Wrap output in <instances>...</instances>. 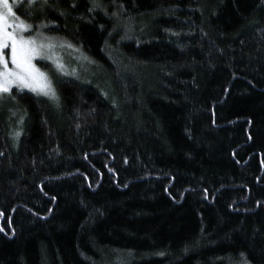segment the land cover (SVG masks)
Returning a JSON list of instances; mask_svg holds the SVG:
<instances>
[{
  "label": "trees",
  "instance_id": "16d2710c",
  "mask_svg": "<svg viewBox=\"0 0 264 264\" xmlns=\"http://www.w3.org/2000/svg\"><path fill=\"white\" fill-rule=\"evenodd\" d=\"M99 3L143 30L121 40L91 0L14 8L105 84L0 107V264H264V0Z\"/></svg>",
  "mask_w": 264,
  "mask_h": 264
},
{
  "label": "snow or ice",
  "instance_id": "6c2138e0",
  "mask_svg": "<svg viewBox=\"0 0 264 264\" xmlns=\"http://www.w3.org/2000/svg\"><path fill=\"white\" fill-rule=\"evenodd\" d=\"M27 3L29 9L34 6L39 5L40 11L43 12L45 8L49 5V0H24ZM92 6L88 9L89 12L95 11L97 8H101L105 15H110L119 21L120 12L113 11L110 14L106 9L102 7L99 0H91ZM20 4V0H0V102H2L5 97L15 99L12 95L13 87L21 93L27 89L29 92L36 94L37 96H45L51 100L57 102L59 101V96L54 87L52 78L50 74L43 71L37 66L34 61L39 58L42 61H51L52 66L55 68L59 75H73L77 76V69L72 68L71 71L68 70L66 64L63 63L62 58H59L56 48H68L74 52L79 53L78 59H83L88 63H95L90 57H88L82 50V47L73 44L66 38H60L59 41H55L54 38L46 36L41 29L48 27L44 21L35 28L34 34L25 35L26 32L33 30V24L28 22V20L22 18L18 15L14 8ZM119 8L123 9V4L119 5ZM31 11L25 13V16H31ZM63 15V13H61ZM49 23H55L50 21ZM103 29V25L100 26ZM130 29L125 30V34L121 36V40L129 39L127 32ZM115 31V27L113 29ZM166 31H171L166 29ZM111 35V33H109ZM119 43V41H117ZM105 47L111 48L112 46L105 40ZM5 49H10L8 55L5 54ZM11 64V67L9 66ZM47 67V65H46ZM62 82V81H61ZM107 96V93H104ZM15 115V113H13ZM20 122H23V117L20 118ZM251 121H249V124ZM79 127V125H77ZM21 135L20 131H15L12 133L14 139H18ZM58 151V150H57ZM2 155V153H0ZM87 158V154H85ZM127 162V158H125ZM91 186V185H89ZM126 186V185H125ZM167 191V189H165ZM205 191V198L208 197L207 189ZM44 195H48L47 192ZM52 201L56 200L55 196L51 197ZM231 207V206H230ZM31 211V209H29ZM52 209H48L51 212ZM3 213L0 212V216ZM37 215H39L37 213ZM9 226H11V220L8 221ZM0 233L5 236L9 235L5 232L4 227L0 226ZM15 234L14 229L12 230V235ZM187 251V248L185 249ZM131 255V253H129ZM163 255V253H160ZM244 256V253H240ZM247 264V261H245Z\"/></svg>",
  "mask_w": 264,
  "mask_h": 264
},
{
  "label": "rangeland",
  "instance_id": "374dc122",
  "mask_svg": "<svg viewBox=\"0 0 264 264\" xmlns=\"http://www.w3.org/2000/svg\"><path fill=\"white\" fill-rule=\"evenodd\" d=\"M24 0H20V3H22ZM11 2V0H10ZM38 24H33V30L26 32L25 35H31L34 34L35 28L39 25ZM144 24H146V20H141L139 23L136 24V21L134 20H130V19H126V20H122L119 19V21H117V26L121 29L123 35L125 34V30L130 29L127 33L136 31L138 29H141L142 27L144 28ZM143 30V29H141ZM41 31H43L45 33L46 36L52 37L54 38L55 41H59L60 38L62 37H58L52 34H49L45 31V29H41ZM56 52L58 53L59 58H62L63 63L67 65L68 70L71 71L72 68H76L77 69V76H73V75H59L55 68L52 66V62L51 61H42L39 58H37L34 63L37 64L38 67H40L43 71H46L50 74L53 84H55V81L57 79H61V78H72L75 80H83V79H87L94 81L95 83H98L99 85L103 86V84H105L102 81V77L100 74V70L97 66L93 65V63H88L87 61L83 60V59H78L79 57V53L72 51L71 49L68 48H60L57 47L56 48ZM10 53V49H5V54L8 55ZM115 59L117 60V63H119V65L121 67H123V69H125L124 71H132L134 73H136L137 75H143L142 71L144 70L143 68H139L140 66H136L135 64L129 63L128 61H124L120 56L116 55L114 56ZM47 65V67H46ZM9 66L11 67V64H9ZM145 73H146V78L147 79L149 77V75L151 74L150 70L145 69ZM55 87V85H54ZM15 89V87H13ZM56 89V88H55ZM24 91H28L27 89H25ZM29 92V91H28ZM34 94V93H33ZM36 95V94H35ZM40 97H44L52 102H55L54 100L49 99L48 97L45 96H40ZM0 107L1 108H5L7 110V114L8 117L10 119H14V111L10 109L9 107V100L7 97H5V99L0 102ZM14 117V118H12Z\"/></svg>",
  "mask_w": 264,
  "mask_h": 264
}]
</instances>
